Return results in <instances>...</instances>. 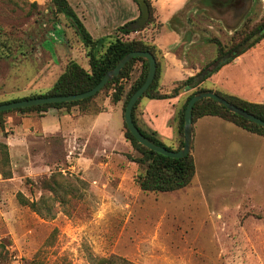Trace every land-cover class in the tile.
Returning a JSON list of instances; mask_svg holds the SVG:
<instances>
[{"label":"rangeland","instance_id":"rangeland-1","mask_svg":"<svg viewBox=\"0 0 264 264\" xmlns=\"http://www.w3.org/2000/svg\"><path fill=\"white\" fill-rule=\"evenodd\" d=\"M190 7L181 17L183 31L204 40L203 46L213 53L208 39L227 42L234 30L225 26L232 22L228 19L222 25L197 9L198 4ZM51 10L47 0L37 8L24 0H0V31L13 43L22 41L17 49L11 46L10 54L0 53V100L48 87L52 50L71 45L77 53L76 36L64 17ZM252 11L247 25L260 20L264 0H254ZM148 19L139 31L158 26L154 17ZM114 24L106 18L98 32L125 37ZM142 36L137 32L132 37ZM259 45L223 63L207 78L218 88L226 87L227 92L221 89L224 93L258 99L264 79V42ZM157 58L161 63L158 53ZM137 66L136 62L132 75ZM207 78L204 87L211 86ZM172 103L168 98L142 97L135 115L143 109L156 127L149 129L162 136L165 146L175 148L178 107ZM126 145V151H120L123 156L112 160L100 154L97 160L106 165L96 163L84 170L67 168L70 162L64 145L52 135L33 138L22 155H8L13 178L0 181L3 263L25 264L36 258L41 264H95L99 257L113 254L133 264H264L262 136L216 117L195 119L190 147L194 174L186 186L168 192L138 188L135 179L143 166L126 158V153L138 155ZM50 173L59 184L68 183L73 192L61 195L59 190L41 189L40 178ZM17 191L37 201L39 212L20 205Z\"/></svg>","mask_w":264,"mask_h":264},{"label":"trees","instance_id":"trees-1","mask_svg":"<svg viewBox=\"0 0 264 264\" xmlns=\"http://www.w3.org/2000/svg\"><path fill=\"white\" fill-rule=\"evenodd\" d=\"M47 1L51 5L52 13L54 15L59 13L64 17L73 34L80 42L88 67L87 69L83 68L75 60L68 59L65 62L62 71L56 76L50 86H48L46 89L30 93L25 96L0 100V103L40 96L75 94L85 91L92 87L101 78L104 72L111 68L115 62L126 52L131 50L149 51L155 59L154 76L148 87L133 104L130 111V117L133 124L137 127L140 133L144 135L149 141L170 150H176L182 145L183 109L186 101L193 93L206 89L200 85V83L212 72L216 71L220 65L231 61L234 57L254 46L261 38L264 37V30L259 32V30L264 26L263 11L261 18L257 23L253 25H247L246 23L249 21V18H247L242 23V25L232 33L227 42L221 43L217 39H208L215 44L214 57L201 65L194 74L176 81L175 85L168 93H163L158 89L160 63L157 58L158 49L154 44L141 38L123 37L117 35L112 37L102 36L99 38H92L66 0ZM145 2L148 7V21H150V19L153 18L151 6L148 0H145ZM28 5L33 8H37V4L35 2H28ZM126 24L127 23L117 27V31L122 35L133 31H139L143 27L128 29L125 26ZM10 40L11 39L6 38L5 35L0 31V53L5 56L11 53V46L14 45V48L17 49L22 45V41L17 40V42L13 43V41L11 42ZM136 62L138 63L136 75H132L133 70L136 68ZM146 71V59L140 56L132 57L122 66L116 76L107 81L93 95L71 101L43 103L1 110L0 127L3 128V122L5 119L4 116L8 112L24 113L33 111L37 116H39L40 113L45 111L48 107L63 108L65 111H67L72 106H76L81 113L94 112L98 110V107L95 105L93 98L99 93L109 92V98L111 102L121 100V111H123L127 98L142 83L146 75ZM130 79L131 81L128 82ZM183 88L191 89V91L185 95L183 101L176 110V132L179 135V139L177 146L175 148H171L169 146H165L161 142L155 131L147 127L146 129L142 128L137 124L135 119V109L139 99L142 97L151 99L171 97L176 95L178 91ZM213 92L223 97L230 103L264 120L263 102L247 101L238 96L227 94L218 90H213ZM207 115L219 117L220 119L230 122L238 128H241L242 130L260 135L264 138V127L227 110L211 98L204 97L195 101L191 109V122H194L195 119L201 116ZM122 135L129 143L130 147L138 153V155L135 157H132L130 154L126 153V158L143 166V171L139 173L135 179L140 190L168 192L181 189L189 183L195 171L194 158L191 150L181 157L171 158L164 156L139 144L129 133L123 121ZM8 163L9 160L7 147L4 143L0 142V178L2 179L11 177V171L8 167ZM39 186L41 189H44L50 193H56V191L59 190L61 195L65 192H73V188L70 187L68 183L61 182L59 184L57 179L52 177V173L41 177L39 180ZM15 198L20 205L27 206L33 212H39L37 201L26 198L19 191L15 193ZM39 200L40 198L38 201ZM1 247L2 245L0 243V248ZM2 258H4V256L0 255V264H4V260ZM25 264H41V262L36 258H31L26 261ZM95 264L133 263L123 257L111 254L107 257H99Z\"/></svg>","mask_w":264,"mask_h":264},{"label":"crops","instance_id":"crops-1","mask_svg":"<svg viewBox=\"0 0 264 264\" xmlns=\"http://www.w3.org/2000/svg\"><path fill=\"white\" fill-rule=\"evenodd\" d=\"M26 1L39 4L45 0ZM66 1L92 38L103 36L98 30L104 27L106 18L115 21L114 26L116 27L130 22L138 16L137 5L132 0ZM148 2L152 9L154 21L158 26L155 29L144 27L141 31L129 32L124 36L132 37L140 32L143 35L141 39L155 45L162 60L158 89L160 92L168 93L176 81L194 74L200 65L215 55L213 42H210L212 43L210 45L211 50H213L211 53L209 49L203 46L206 43L204 40L188 35L183 31L182 14L188 11V7L196 3L200 6L197 9L206 11L210 19H216V7L211 0H148ZM227 13L229 10L225 7L222 16L224 21L229 19ZM261 42H264V37L249 49L257 45L260 46ZM75 44L77 53L71 45H64L60 49L52 50V80L50 84L62 71L68 59L75 60L80 66L87 69L88 65L83 54V48L78 40ZM205 80L200 85L203 86ZM207 80L211 82V86H203L207 90L219 89L221 91L222 89L225 92L228 91L226 87L220 86L218 88V84L212 81L210 77ZM261 87L262 90L258 94L259 98L247 101L264 103V79ZM189 90L183 88L176 95L166 98L173 102V106L178 107ZM93 101L98 107V110L94 112L81 113L76 106H72L67 111L63 108L48 107L39 116L33 111L5 114L3 128L0 127V142L6 145L8 155L11 158L14 155H22L25 147L33 138L57 136L64 145V156L70 162L67 168L84 170L85 167L96 163L105 166L106 161L97 160L100 158V154L113 160L116 156H123L120 151L127 149L126 144L128 142L122 135L121 100L111 102L109 92H107L99 93L93 98ZM216 118L220 119L219 117ZM135 119L139 126L144 124L147 128L156 130L154 124L144 115L143 109L139 110L138 117L135 115ZM157 136L161 140L162 136L160 134ZM118 142H121V147L117 146L116 143ZM12 178L13 176L6 179L0 178V181H9Z\"/></svg>","mask_w":264,"mask_h":264},{"label":"water","instance_id":"water-1","mask_svg":"<svg viewBox=\"0 0 264 264\" xmlns=\"http://www.w3.org/2000/svg\"><path fill=\"white\" fill-rule=\"evenodd\" d=\"M134 1L137 4L139 12H138V16L135 19H133L132 21L128 22L125 25L126 28L128 29L140 28L145 24V22L148 19V7L145 0H134ZM135 56H140L146 59L147 71L142 83L127 98L122 111V121L125 127L127 128V130L129 131V133L133 136V138L139 144L145 146L146 148L171 158L181 157L186 153H188L192 142V122H191L192 105L195 101L204 97H209L212 100H214L216 103L226 108L227 110L243 117L244 119L250 120L264 127V120L230 103L223 97L217 95L215 92L211 90L203 89L193 93L185 103L183 109V116H182V145L179 148H177L176 150H170L149 141L144 135L140 133L137 127L133 124L130 117V111L133 104L142 95L143 91L148 87V85L152 81L155 72L154 56L149 51H143V50H131L123 54L111 68H109L107 71L104 72L101 78L92 87H90L85 91L75 94L40 96V97L26 98V99L0 103V111L12 109L16 107L30 106V105L43 104V103L71 101V100H77L91 96L95 92H97L107 81H109L111 78L116 76L119 70L122 68V66L129 59Z\"/></svg>","mask_w":264,"mask_h":264},{"label":"flooded vegetation","instance_id":"flooded-vegetation-1","mask_svg":"<svg viewBox=\"0 0 264 264\" xmlns=\"http://www.w3.org/2000/svg\"><path fill=\"white\" fill-rule=\"evenodd\" d=\"M216 7L215 20L220 22L222 25L225 21L222 19L224 15L225 7L229 10V19L232 21L231 25L225 26L228 30H236L244 22V18H248L249 12L254 0H211ZM264 26L259 30L263 31Z\"/></svg>","mask_w":264,"mask_h":264}]
</instances>
